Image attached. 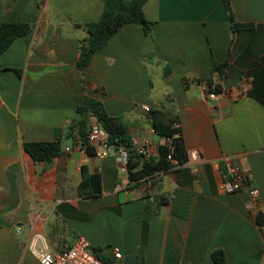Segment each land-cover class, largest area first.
<instances>
[{
    "label": "crops",
    "instance_id": "1",
    "mask_svg": "<svg viewBox=\"0 0 264 264\" xmlns=\"http://www.w3.org/2000/svg\"><path fill=\"white\" fill-rule=\"evenodd\" d=\"M230 1L247 28L234 31L223 0H149L152 39L124 25L80 73L84 25L100 19L101 0H0V27L32 29L0 55V264H40L26 250L36 236L56 251L83 236L110 264H216L215 251L228 264H264V105L251 95L264 99V0ZM87 98L122 117L147 158L167 143L152 111L178 117L198 174L187 166L133 184L114 154L82 153L69 126ZM58 139L63 154L50 164L24 148ZM227 160L260 191L258 205L220 192ZM84 171L101 177V195L79 197Z\"/></svg>",
    "mask_w": 264,
    "mask_h": 264
},
{
    "label": "trees",
    "instance_id": "2",
    "mask_svg": "<svg viewBox=\"0 0 264 264\" xmlns=\"http://www.w3.org/2000/svg\"><path fill=\"white\" fill-rule=\"evenodd\" d=\"M104 11L97 22L84 25L87 38L81 42L80 56L75 68L82 73L93 61L97 52L102 50L111 38L127 24H137L145 34L152 39V24L146 17L144 8L149 0H101ZM229 21L234 31L245 29L248 26L237 22L230 0H223ZM31 26L26 23H6L0 27V55L6 52L20 37L31 33ZM228 63L223 65L213 64L212 72L224 74ZM18 72V71H17ZM210 84L211 92H221L219 87ZM251 95L264 105V99L252 92ZM81 119L69 126V137H78V140L86 147L87 154L94 155V150L89 145L88 136L91 130L90 120L95 118L97 123L108 134L111 146L116 149L124 148L129 154V179L133 184L151 177L157 173L173 170L172 161H177L180 166L187 163L189 154L185 146V140L179 127V118L167 115L161 110H153L151 113L152 125L157 134L167 140L161 147L158 159L147 158L139 153L128 133L127 125L122 117H113L108 112L103 102L87 98L85 103L78 107ZM27 153L37 163L50 164L63 154L60 139L54 142H34L24 145ZM81 184L78 187V195L83 199H90L102 194L101 177L88 175L84 171ZM100 257V256H99ZM107 264L106 259L100 257ZM213 260L216 264H228L223 251H215Z\"/></svg>",
    "mask_w": 264,
    "mask_h": 264
},
{
    "label": "built area",
    "instance_id": "3",
    "mask_svg": "<svg viewBox=\"0 0 264 264\" xmlns=\"http://www.w3.org/2000/svg\"><path fill=\"white\" fill-rule=\"evenodd\" d=\"M222 95L228 96L226 93ZM218 93H209V98H217ZM149 111V109H146ZM89 145L94 150V155L98 158L104 159L111 157L113 154L118 163H120V172L129 175L128 163L129 154L126 149H116L110 145L108 140V134L98 124H94L91 127L89 136ZM80 142V141H79ZM81 145V152L87 153L86 147ZM142 155L145 157L147 154ZM200 162L199 151H192L189 153V159L187 163L180 166L177 161H172L173 170L181 169L184 167H191L194 175L198 174L197 165ZM146 179L139 183L147 182ZM219 190L225 194H233L237 192H245L248 194L251 204L258 205L260 199V191L257 188L251 186L249 176L239 165L233 164L230 160H227L226 170L222 172V180L219 186ZM261 231L264 239V217L261 225ZM26 250L31 252L39 261L40 264H107L103 261L93 250L89 240L83 236L79 237L74 245L70 248L63 249L61 251L54 250L43 237H34L27 245ZM115 257L121 258V253L118 249L114 250Z\"/></svg>",
    "mask_w": 264,
    "mask_h": 264
}]
</instances>
